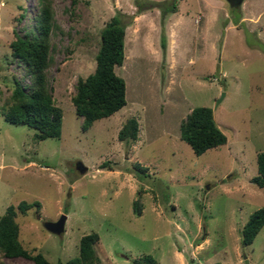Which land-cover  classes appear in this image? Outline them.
<instances>
[{
  "label": "rangeland",
  "instance_id": "1",
  "mask_svg": "<svg viewBox=\"0 0 264 264\" xmlns=\"http://www.w3.org/2000/svg\"><path fill=\"white\" fill-rule=\"evenodd\" d=\"M50 1L46 76L62 125L58 138L38 140L1 109L16 81L29 88L11 43L35 32L40 2L0 0V216L21 201L40 204L16 209L22 247L66 264L79 256L80 239L95 233L96 264L144 256L157 264H264V226L250 245L241 241L249 216L264 208V187L252 181L264 151V0H152L177 6L164 20L165 49L160 9L135 14L149 0ZM117 13L128 24L124 60L114 69L126 104L83 130L72 103L76 83L93 73L100 30ZM200 106L212 109L227 142L198 156L180 139V125ZM129 118L137 139L120 141ZM62 215L64 229L49 231L45 224ZM0 262L34 264L1 251Z\"/></svg>",
  "mask_w": 264,
  "mask_h": 264
},
{
  "label": "trees",
  "instance_id": "2",
  "mask_svg": "<svg viewBox=\"0 0 264 264\" xmlns=\"http://www.w3.org/2000/svg\"><path fill=\"white\" fill-rule=\"evenodd\" d=\"M39 2L40 12L36 18L35 32L25 33L24 37H17L11 43L14 56L24 63L26 74L30 77L29 88L25 91L16 81L10 97L1 110L6 121L34 128L37 131L36 139L42 140L60 136L62 111L53 104V88L46 76V69L50 63L49 36L54 27L51 1ZM160 5V2L152 0L144 7L136 4L138 9L135 14L140 15L155 7L160 9L162 21L160 45L165 49L164 20L168 14L176 11L177 6L173 1L164 7ZM127 25L119 13L110 18L100 30V45L95 55L96 65L93 73L77 80L72 103L76 114L82 118L83 130L91 127L96 120L114 114L126 104L124 79L117 75L114 69L121 66L124 60V36ZM180 129V139L198 156L227 142L226 136L217 127L212 109L209 107L200 106L192 109L186 120L181 123ZM137 135V120L129 118L118 131L117 137L120 141H132L137 139ZM256 162L258 174L252 181L257 186L264 187V151L257 154ZM132 168L138 173L144 174L147 171V167L139 163H134ZM32 207L40 208V204L21 201L16 208L9 205L0 216V251L6 258L23 257L32 260L34 264H52L42 253L28 252L18 239L16 209L25 214ZM132 207L136 215L141 214L140 198L133 201ZM263 226L264 208H259L249 216L242 228L243 245H250ZM96 239L95 233L84 235L80 239L79 256L69 259L66 264H96L99 261L94 249ZM134 264H157V261L152 256H144L134 260Z\"/></svg>",
  "mask_w": 264,
  "mask_h": 264
},
{
  "label": "water",
  "instance_id": "3",
  "mask_svg": "<svg viewBox=\"0 0 264 264\" xmlns=\"http://www.w3.org/2000/svg\"><path fill=\"white\" fill-rule=\"evenodd\" d=\"M231 6L241 4L242 0H227ZM65 216L62 215L56 222L46 223V228L52 233H60L64 229Z\"/></svg>",
  "mask_w": 264,
  "mask_h": 264
},
{
  "label": "built area",
  "instance_id": "4",
  "mask_svg": "<svg viewBox=\"0 0 264 264\" xmlns=\"http://www.w3.org/2000/svg\"><path fill=\"white\" fill-rule=\"evenodd\" d=\"M2 3V2H1Z\"/></svg>",
  "mask_w": 264,
  "mask_h": 264
}]
</instances>
